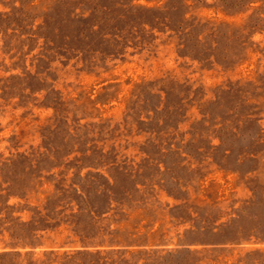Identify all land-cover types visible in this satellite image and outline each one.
Listing matches in <instances>:
<instances>
[{"label":"rangeland","instance_id":"rangeland-1","mask_svg":"<svg viewBox=\"0 0 264 264\" xmlns=\"http://www.w3.org/2000/svg\"><path fill=\"white\" fill-rule=\"evenodd\" d=\"M0 264H264V0H0Z\"/></svg>","mask_w":264,"mask_h":264}]
</instances>
